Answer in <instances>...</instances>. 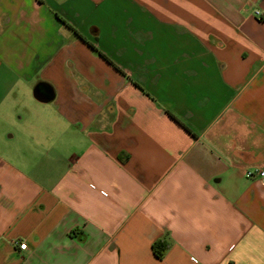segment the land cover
Listing matches in <instances>:
<instances>
[{"label": "crops", "instance_id": "crops-1", "mask_svg": "<svg viewBox=\"0 0 264 264\" xmlns=\"http://www.w3.org/2000/svg\"><path fill=\"white\" fill-rule=\"evenodd\" d=\"M255 168L264 0H0V264H264Z\"/></svg>", "mask_w": 264, "mask_h": 264}, {"label": "trees", "instance_id": "trees-1", "mask_svg": "<svg viewBox=\"0 0 264 264\" xmlns=\"http://www.w3.org/2000/svg\"><path fill=\"white\" fill-rule=\"evenodd\" d=\"M61 18V17H60ZM62 19V18H61ZM62 21H64V23L72 28L71 25H69L64 19H62ZM75 32V34H77L80 38H82L84 41L88 42L76 29L72 28ZM89 43V42H88ZM90 46L96 51L98 52V54L100 56H102L103 58H105L106 60H108L110 63L113 64V62L104 54L102 53L101 51H99L93 44L89 43ZM168 113L172 116V118H174L178 123H180L184 128H186L190 133L193 134V132L191 131V129L183 122L181 121L176 115H174L172 112H169ZM170 247V244L167 240H158L156 241L154 244H153V251L155 253V255L162 259L165 257L168 249Z\"/></svg>", "mask_w": 264, "mask_h": 264}, {"label": "built area", "instance_id": "built-area-1", "mask_svg": "<svg viewBox=\"0 0 264 264\" xmlns=\"http://www.w3.org/2000/svg\"><path fill=\"white\" fill-rule=\"evenodd\" d=\"M260 18L262 13L260 11L255 12ZM247 178L259 181L264 186V168L248 169L245 173ZM19 247L21 250H26L28 245L25 241H20Z\"/></svg>", "mask_w": 264, "mask_h": 264}, {"label": "water", "instance_id": "water-1", "mask_svg": "<svg viewBox=\"0 0 264 264\" xmlns=\"http://www.w3.org/2000/svg\"><path fill=\"white\" fill-rule=\"evenodd\" d=\"M44 96H45L44 97V100L45 101H48V100H50L53 97V95H48V97L46 95H44Z\"/></svg>", "mask_w": 264, "mask_h": 264}]
</instances>
